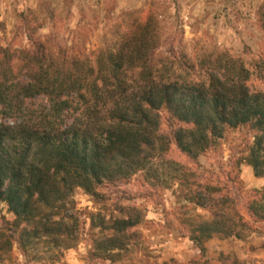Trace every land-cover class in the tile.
I'll list each match as a JSON object with an SVG mask.
<instances>
[{"label": "trees", "instance_id": "trees-1", "mask_svg": "<svg viewBox=\"0 0 264 264\" xmlns=\"http://www.w3.org/2000/svg\"><path fill=\"white\" fill-rule=\"evenodd\" d=\"M32 44L11 52L0 48V202L13 214L0 220V264H8L14 245L24 254L40 244L59 252L74 246L81 229L76 189L99 198L104 186L136 175L163 179L156 165L169 160L172 143L198 159L227 128L249 126L254 140L247 160L255 176L264 177V90L251 89L252 72L242 60L204 56V74L197 76L194 65L181 73L173 64L159 66V21L152 14L137 18L113 47L92 56L55 53L40 38ZM165 111L181 123L171 133L162 129ZM172 164L180 184H194V171ZM198 186L202 190L189 200L211 215L186 219V236L201 253L214 237L245 238L252 225L237 199L220 195L217 184ZM253 193L247 213L264 228V186ZM122 212L92 220L102 228L94 235L98 258L127 250L142 216L134 206Z\"/></svg>", "mask_w": 264, "mask_h": 264}, {"label": "rangeland", "instance_id": "rangeland-1", "mask_svg": "<svg viewBox=\"0 0 264 264\" xmlns=\"http://www.w3.org/2000/svg\"><path fill=\"white\" fill-rule=\"evenodd\" d=\"M151 14L159 21L156 52L163 59L159 66L173 64L181 73L186 65H194L193 76H197L204 74L200 66L204 56L227 54L251 70V89L264 90V0H0V48L32 49V42L40 38L55 53L70 50L92 56L98 49L113 47L137 18L145 20ZM162 118L167 133L181 125L167 111ZM253 140L249 126L227 128L218 144L198 159L187 157L172 143L166 154L169 160L156 165L164 172L163 179L150 178V182L136 175L119 186H104L99 198L77 188L78 243L60 252L40 244L28 254L14 245L7 263L264 264L263 224L253 222L246 209L254 190L264 186V177L255 176L247 160ZM172 163L194 171V184H180ZM198 183L217 184L220 195L237 199L236 206L252 225L245 238L214 237L201 253L186 236V219L211 215L210 209L189 200L193 191L202 190ZM128 206L138 208L142 219L133 229L127 250H115V258H98L93 254L94 239L102 228L93 227L92 220L123 217L122 207ZM3 217L12 219L13 214L2 201L0 220ZM213 239L230 245L224 244L222 250L219 243L208 246Z\"/></svg>", "mask_w": 264, "mask_h": 264}, {"label": "crops", "instance_id": "crops-1", "mask_svg": "<svg viewBox=\"0 0 264 264\" xmlns=\"http://www.w3.org/2000/svg\"><path fill=\"white\" fill-rule=\"evenodd\" d=\"M237 241V240H236ZM235 241V242H236ZM216 243H219L220 244V250H222L223 248H226L224 244H226L227 246L230 245V243L227 241V240H220V239H216V240H211L209 243H208V246L212 247L213 244H216ZM238 246L240 245L239 243L237 244ZM237 247V246H236Z\"/></svg>", "mask_w": 264, "mask_h": 264}]
</instances>
